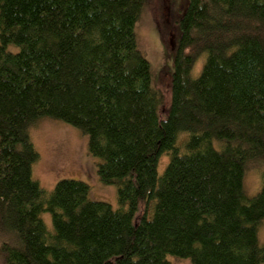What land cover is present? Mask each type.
I'll list each match as a JSON object with an SVG mask.
<instances>
[{
    "label": "trees",
    "instance_id": "trees-1",
    "mask_svg": "<svg viewBox=\"0 0 264 264\" xmlns=\"http://www.w3.org/2000/svg\"><path fill=\"white\" fill-rule=\"evenodd\" d=\"M148 1L0 0L3 264H264V0L186 1L166 107L136 40ZM41 117L87 136L117 207L82 180L33 178Z\"/></svg>",
    "mask_w": 264,
    "mask_h": 264
},
{
    "label": "rangeland",
    "instance_id": "rangeland-1",
    "mask_svg": "<svg viewBox=\"0 0 264 264\" xmlns=\"http://www.w3.org/2000/svg\"><path fill=\"white\" fill-rule=\"evenodd\" d=\"M186 1L149 0L135 24L138 48L151 64L153 85L165 94V107L175 55L171 47L175 36L179 37L180 34L177 23ZM203 57L193 67L192 76L200 72ZM28 133L39 154V159L32 167V176L45 191H51L56 182L63 178L82 180L90 186L91 199L117 207L116 187L105 185L99 180L97 167L100 160L89 154L87 136L78 128L59 119L41 117L31 123ZM184 136H179L177 144L182 143ZM167 161L168 156L162 154L159 158V174ZM261 172L259 161L248 162L243 179V190L247 196L258 192L262 184ZM42 217L51 227L50 214L45 212ZM257 233L259 242L264 245V220L259 223ZM167 259L170 264H193L189 258L168 256ZM0 264H3L1 260Z\"/></svg>",
    "mask_w": 264,
    "mask_h": 264
}]
</instances>
